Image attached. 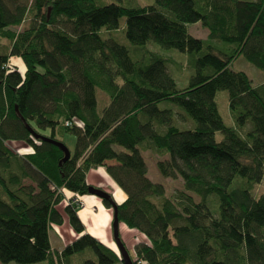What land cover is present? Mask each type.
Masks as SVG:
<instances>
[{
	"label": "trees",
	"instance_id": "obj_1",
	"mask_svg": "<svg viewBox=\"0 0 264 264\" xmlns=\"http://www.w3.org/2000/svg\"><path fill=\"white\" fill-rule=\"evenodd\" d=\"M116 1L0 0V264H71L88 251L96 261L85 264L119 263L88 234L58 251L49 240L63 223L62 192L88 195L87 174L99 167L126 194L120 224L144 238L134 264H264V193L253 194L264 179V81L255 86L230 68L243 57L264 72V0ZM122 18L140 60L101 36ZM197 23L208 30L204 40L188 32ZM149 43L188 55L195 74L186 88L167 71L175 62ZM12 57L24 74L9 66ZM97 90L110 100L101 114ZM218 91L228 92L234 127L223 122ZM174 107L195 126L179 128ZM27 126L55 141L57 130L73 135L70 159L60 164L64 153ZM8 142L33 153L18 155ZM148 151L168 156L158 171L181 179L185 192L168 197L148 178ZM78 209L64 211L81 234Z\"/></svg>",
	"mask_w": 264,
	"mask_h": 264
},
{
	"label": "rangeland",
	"instance_id": "obj_2",
	"mask_svg": "<svg viewBox=\"0 0 264 264\" xmlns=\"http://www.w3.org/2000/svg\"><path fill=\"white\" fill-rule=\"evenodd\" d=\"M137 1L141 6L153 5L155 2V0H137ZM97 2L99 3V5H108L111 3H117L116 0H97ZM123 4L126 7L131 6L124 2ZM125 29H126V19L122 18L120 20L119 29L117 31L108 32L107 30L103 29L101 31V36L103 39H109V38L115 39L120 44L128 47L133 60H140L141 55L137 53L139 49L136 47H133L128 42L126 38ZM188 32L190 33V35H192L194 38H197V39L204 40L208 36V30L205 29L201 23L188 25ZM146 47L151 52L157 53L164 57H168L170 60L175 62V63H168L166 65V68H167L168 73L176 80L179 89H184L189 85V80L195 74V71L189 63V57L187 54L181 53L173 49L171 50L164 49L155 43H149ZM230 68L233 71L244 72L252 80L255 86L260 85L264 81V72L255 68L253 65L248 63L243 57H239L236 61H234ZM96 93H97V99H98V112L101 114L103 108L109 104L110 100L107 97V95H105L100 90H97ZM215 99H216L219 113L223 119L224 124L227 127H234V121L232 119V116L229 110L228 92L218 91ZM159 106L162 109L169 107V105L166 103H161ZM174 112L176 114V124L179 128L191 129L195 126V123L187 119V117L178 108L174 107ZM42 133L44 135H49L50 131H44ZM215 138L217 142H220L223 137L220 133H216ZM57 140L63 143L71 153L74 152L76 139L73 135L66 134L64 132H61L60 130H57ZM16 145L17 144L13 145V144L7 143V146L12 151L14 150L19 151ZM116 150L122 151L121 148H116ZM142 155L148 166V178L155 184L163 185L166 195L168 197L173 196L177 192H181V191L185 192L183 181L181 179L172 180V179L164 178L158 171L157 162L160 160L167 159L168 158L167 155L160 156L152 151L145 152ZM262 193H264V179L253 190V194L256 198L259 197ZM189 194L194 198L196 202L201 201V198L199 196L194 195L192 193H189ZM212 199H217V197L212 196ZM235 237H237V235H235ZM121 240L124 243L133 262L136 261L135 248L138 245V243H141L142 241H144L143 236L139 235V237H136V236L127 237L125 235H122ZM239 240L246 241L245 237L240 238ZM116 250L117 251L115 252V254L118 256L120 260V254H119L117 247H116ZM79 256L77 255V257ZM87 260L92 261V262L96 261V257L92 251H88V253H86L85 255H81V258L76 259L72 264H85ZM119 263L122 264L121 261ZM8 264H17V263L11 262Z\"/></svg>",
	"mask_w": 264,
	"mask_h": 264
},
{
	"label": "crops",
	"instance_id": "obj_3",
	"mask_svg": "<svg viewBox=\"0 0 264 264\" xmlns=\"http://www.w3.org/2000/svg\"><path fill=\"white\" fill-rule=\"evenodd\" d=\"M0 45L6 46L7 42L2 41ZM9 66L16 68L21 74H24L26 71L23 61L18 57H12L9 61ZM9 144H17L16 146L19 151L14 150L13 152L18 155L22 156L33 153V149L24 142H10ZM87 184L110 194L117 204L123 203L126 199V194L111 179L105 167L90 170L87 174ZM62 193L64 199L57 206V210L62 214L63 223L61 225L53 224L49 231V240L54 251L62 250L79 239L83 234H88L115 253L117 250L112 231L113 209L106 207L104 201L95 196L89 194L82 196L81 200L84 203V207L78 209L76 214L84 227V232L78 234L71 227L69 217L64 211L70 200L76 195L65 190ZM119 231L121 239L122 235L127 237H139L140 235L130 230L124 224H120ZM113 245L115 248H113ZM72 260L73 263L76 258L74 257Z\"/></svg>",
	"mask_w": 264,
	"mask_h": 264
},
{
	"label": "water",
	"instance_id": "obj_4",
	"mask_svg": "<svg viewBox=\"0 0 264 264\" xmlns=\"http://www.w3.org/2000/svg\"><path fill=\"white\" fill-rule=\"evenodd\" d=\"M27 129L36 139H39L42 142L51 143L54 146L58 147L64 153V158L60 162V164H62L63 162L70 159L71 152L68 150V148L63 143L55 141L51 138H46V137L40 136V135L36 134L34 131H32V129L29 126H27ZM88 194L95 196L101 200H111L112 209H113V222H112L113 239H114V243H115V245L119 251L120 260H121L122 264H134L133 260L131 259L130 255H129V253H128L125 245H124V243L122 242V240L120 238V231H119L120 221L118 218V204L113 200V198L111 197L110 194L104 192L101 189L89 186L88 187Z\"/></svg>",
	"mask_w": 264,
	"mask_h": 264
},
{
	"label": "built area",
	"instance_id": "obj_5",
	"mask_svg": "<svg viewBox=\"0 0 264 264\" xmlns=\"http://www.w3.org/2000/svg\"><path fill=\"white\" fill-rule=\"evenodd\" d=\"M67 126H71L70 123L66 124ZM69 203L75 204L77 205L79 208L84 207V203L82 202L81 198H79L78 196H74Z\"/></svg>",
	"mask_w": 264,
	"mask_h": 264
},
{
	"label": "bare ground",
	"instance_id": "obj_6",
	"mask_svg": "<svg viewBox=\"0 0 264 264\" xmlns=\"http://www.w3.org/2000/svg\"><path fill=\"white\" fill-rule=\"evenodd\" d=\"M21 71V70H20ZM114 246V245H113ZM115 247V246H114Z\"/></svg>",
	"mask_w": 264,
	"mask_h": 264
}]
</instances>
